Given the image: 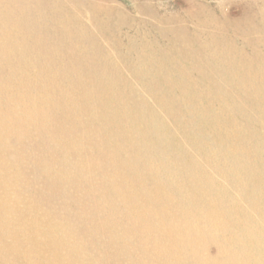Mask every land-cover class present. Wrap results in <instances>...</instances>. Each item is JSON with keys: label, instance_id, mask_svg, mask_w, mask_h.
Masks as SVG:
<instances>
[{"label": "rangeland", "instance_id": "obj_1", "mask_svg": "<svg viewBox=\"0 0 264 264\" xmlns=\"http://www.w3.org/2000/svg\"><path fill=\"white\" fill-rule=\"evenodd\" d=\"M30 2L42 8L30 11L26 22H34L23 31L0 35L18 38L1 41L0 55L13 56L4 67L17 57L35 65H12L19 73L0 72V85L11 95L43 98L48 81L19 91L33 82L16 77L55 68L56 56L72 57L76 69L47 75L69 81L48 105L76 131L63 151L37 135L0 140L16 150L3 160L20 192L37 202L42 230L54 223L58 235L69 233V249L43 255L42 262L264 264V0ZM58 100L63 106L53 107ZM6 111L0 98V112ZM133 198L147 200L141 207L159 215L155 238L125 229L124 200ZM161 227L171 235H161Z\"/></svg>", "mask_w": 264, "mask_h": 264}, {"label": "bare ground", "instance_id": "obj_2", "mask_svg": "<svg viewBox=\"0 0 264 264\" xmlns=\"http://www.w3.org/2000/svg\"><path fill=\"white\" fill-rule=\"evenodd\" d=\"M9 57H13V56H0V65L1 64H5V62H3V60L5 58H9ZM40 57H47V56H40ZM51 57V56H50ZM20 58V59H18ZM22 57H17L15 63H13L12 65H35V63H33L30 58H23V60L21 59ZM53 58V57H52ZM54 62L53 64L55 65L54 67H48L45 66V68H41L38 70H34L33 69V73L34 75L31 76H27V75H22L23 78H18L16 77L17 80L19 81H32L33 84L27 83L28 85H23V86H19L18 89L19 91L22 89H25L27 87H35V85H40L43 81V79L45 81H48L49 84L46 85V90L44 91V95L43 98H25L23 96L20 95H11L9 92V88L5 87L4 85H0V98L2 99V105L6 106L7 111L5 113L0 112V140H2L3 138H5L6 140H13V139H25L26 137L29 138L31 141V138H33V136L37 135L41 136L43 138V143L47 146L51 145L54 146L53 151L56 150V148L60 149L63 151L65 146V138L69 135L73 134V131L76 132L75 130L72 131V121L66 120V121H61L60 117H58L57 115H54L51 113L49 106L52 103V99L55 98L53 97V94L57 91H65V88H68V79L63 77L64 79H48L47 75L53 73H61V72H66V73H74L76 71L75 68L72 67L73 65V58L72 57H65V56H56L53 58ZM48 63L51 65L50 61L48 59H46V63ZM45 64V63H44ZM12 65H7V67L2 66L3 68H0L2 70H0V72H4V73H10V77L11 76H17L15 73L18 72L19 73V69L14 68V66ZM31 66V67H33ZM24 68V67H23ZM24 70V69H23ZM24 72H28V71H24ZM21 74V73H20ZM8 77V76H7ZM12 78V77H11ZM15 78V77H14ZM13 78V79H14ZM4 80V79H3ZM11 79H9L10 81ZM8 81V80H7ZM6 81V83H7ZM13 81V80H12ZM11 81V82H12ZM85 81V80H84ZM88 82V80H87ZM5 83V84H6ZM10 83V82H9ZM13 83V82H12ZM11 83V84H12ZM25 83V82H24ZM85 84V83H84ZM43 85V84H42ZM8 86V84H7ZM10 86V85H9ZM8 86V87H9ZM11 87V86H10ZM41 87V85H40ZM82 87V86H80ZM17 88V87H16ZM29 89V88H28ZM34 88H31V90H33ZM37 89V88H36ZM30 90V91H31ZM91 91V90H90ZM29 92V90H28ZM33 92V91H32ZM24 93V92H23ZM90 93V92H89ZM28 94V93H25ZM30 94V92H29ZM43 94V93H42ZM66 94H69L68 92H65L64 95L68 96ZM92 94V93H91ZM24 95V94H21ZM35 95V94H34ZM60 95V93H59ZM26 96V95H25ZM30 96V95H29ZM32 96V95H31ZM64 96V97H65ZM84 96V95H83ZM28 97V96H26ZM74 97V96H72ZM58 99V97H57ZM72 101V100H71ZM91 102V101H89ZM64 101H56L53 105V107H61L63 106ZM75 104V103H74ZM86 104V103H85ZM84 104V105H85ZM88 104V103H87ZM66 105V104H65ZM90 105V104H89ZM77 106V105H76ZM114 106V105H113ZM81 107V106H80ZM83 107V106H82ZM93 107V106H92ZM78 108V107H77ZM139 108V107H138ZM54 109V108H53ZM88 109V108H87ZM78 110V109H77ZM92 110V109H91ZM90 110V111H91ZM55 111V110H53ZM96 111V109H95ZM101 111V110H100ZM132 111V110H131ZM86 112H89L86 110ZM130 112V111H129ZM83 113V112H82ZM94 113V112H93ZM76 114V113H75ZM105 114H107L105 112ZM8 115V116H7ZM91 115H93L91 113ZM96 115V114H95ZM99 115V114H98ZM104 115V114H103ZM86 116V115H85ZM68 117H70L68 115ZM87 117V116H86ZM84 117V119L82 120H86ZM39 118V121H37ZM75 118V117H74ZM88 118V117H87ZM90 118V117H89ZM95 118V117H94ZM93 118V119H94ZM80 119V118H79ZM91 119V120H93ZM64 120V119H63ZM81 120V121H82ZM90 120V119H89ZM87 121V120H86ZM79 122V121H78ZM92 122V121H91ZM94 122V120H93ZM85 124V121H84ZM92 124V123H91ZM95 124V123H94ZM101 124V123H99ZM86 125V124H85ZM96 126V125H94ZM82 127V126H81ZM85 127V126H84ZM99 127V126H98ZM101 130V129H100ZM87 131V130H86ZM89 131V130H88ZM102 131V130H101ZM83 132V131H82ZM86 133V132H85ZM229 133V132H228ZM234 132H232L233 134ZM237 133V132H236ZM73 136V135H72ZM71 136V137H72ZM76 137V136H75ZM84 137V136H83ZM237 137V136H236ZM242 137V135H241ZM240 137V138H241ZM26 138V139H27ZM80 138V137H79ZM88 138V137H87ZM91 138V137H90ZM89 138V139H90ZM34 139V138H33ZM36 139V138H35ZM34 139V140H35ZM41 139V138H40ZM70 139V137H69ZM75 140V138H73ZM229 139L230 136H229ZM237 139V138H236ZM235 139V140H236ZM38 140V139H37ZM42 140V139H41ZM73 140V141H74ZM80 140V139H79ZM78 140V141H79ZM88 140V139H87ZM242 140V139H240ZM17 141V140H16ZM22 141V140H21ZM28 141V140H25ZM28 141V143H30ZM70 140H68V144ZM20 142V141H19ZM23 142V141H22ZM36 142V141H34ZM31 143L35 144V143ZM75 142V141H74ZM233 142V140H232ZM21 143V142H20ZM27 143V146H29V144ZM42 143V142H41ZM76 143V142H75ZM78 143H81L78 142ZM40 144V143H39ZM67 144V145H68ZM235 144V143H234ZM3 145V144H2ZM0 145V264H7L6 262L10 259V263L9 264H44V262H42V256L46 255L48 253H58L61 252L60 250L63 249H69L68 247V238H66V236H68L67 233L66 236L62 235L59 231L56 229L57 227H55L54 223L51 224L50 226H48V229L50 228L53 231V235H51L49 232H46L44 230H42V228L44 229L43 226V221H42V216L41 214L38 212V207H37V202H35L34 200H32L31 198H29L27 195L22 194L24 193L21 189H19L16 180H15V173L12 172V167L9 166L7 163L4 162L3 157L6 154L9 153H15L14 150L9 149L5 146ZM23 145V144H22ZM43 145V144H42ZM75 145V144H74ZM231 145V144H230ZM26 146V144H25ZM38 146V145H37ZM78 146V144H77ZM42 147V146H41ZM68 147V146H67ZM72 147V145H71ZM84 147V146H83ZM81 147V149L83 148ZM233 147V145L231 146ZM235 147L237 148V146L235 145ZM79 149V147H77ZM230 148V146H229ZM235 148V149H236ZM15 149V148H13ZM23 149V148H22ZM38 149V147H37ZM43 149V148H42ZM66 149V148H65ZM85 149V148H84ZM239 149V148H237ZM41 150V149H40ZM89 150V149H88ZM229 150V149H228ZM234 150V149H233ZM240 150V149H239ZM32 151V148H31ZM38 151V150H37ZM47 151V150H46ZM58 151V150H56ZM74 151V150H73ZM34 152V151H32ZM80 152V151H79ZM93 152V151H92ZM232 152V150H231ZM235 152V151H234ZM232 152V153H234ZM240 152V151H239ZM238 152V153H239ZM31 153V152H30ZM39 153V152H38ZM44 153V152H43ZM53 153V152H50ZM59 153V152H58ZM67 153V152H66ZM241 153V152H240ZM63 154V153H62ZM73 154L75 155L76 159H81V154L77 152ZM230 154V152H229ZM236 154V152H235ZM233 154V155H235ZM64 155V154H63ZM66 155V154H65ZM64 155V156H65ZM91 155V153H90ZM30 156V155H29ZM55 156V154H54ZM63 157V156H62ZM110 157V155H109ZM113 157V155H112ZM28 158V157H27ZM56 157H53V160ZM71 158V157H70ZM85 158V157H84ZM49 159V158H48ZM58 160V157L56 158ZM66 159V158H65ZM113 159V158H112ZM112 159L110 158V160L112 161ZM37 160V159H35ZM50 160V159H49ZM62 160V159H61ZM109 160V161H110ZM60 161V160H59ZM64 161V160H63ZM67 161V160H65ZM71 162V161H70ZM81 162V161H80ZM88 162V160H87ZM98 162V161H97ZM42 163V161H41ZM44 163V162H43ZM46 163V161H45ZM69 163V162H67ZM100 163V162H99ZM40 164V163H39ZM52 163L50 162V165ZM70 164V163H69ZM69 164H67V167L69 168ZM118 164V163H117ZM42 165V164H41ZM49 165V166H50ZM60 165V164H59ZM58 165V166H59ZM83 165V164H82ZM97 165V164H96ZM100 165V164H99ZM98 165V166H99ZM115 165V164H112ZM40 166V165H39ZM48 166V167H49ZM55 166V164L53 165V167ZM62 166H64V163L62 164ZM72 166V165H71ZM78 164L76 165V168ZM86 166V163H85ZM84 166V167H85ZM97 166V167H98ZM119 166V165H118ZM32 168V166H30ZM43 167V166H41ZM46 167V166H45ZM52 167V165H51ZM50 167V168H51ZM73 167V166H72ZM82 167V166H81ZM93 168V166H91ZM121 167V166H120ZM49 168V169H50ZM55 168V167H54ZM60 168V167H59ZM67 168V169H68ZM87 168V167H85ZM100 168V167H98ZM96 168V169H98ZM40 169V168H39ZM46 169V168H45ZM58 169V168H57ZM63 168H61L62 171ZM66 169V168H65ZM75 169V168H74ZM109 169V168H108ZM44 174H46L47 171H45L44 169H40ZM51 170V169H50ZM54 170V169H53ZM52 170V173L55 172ZM64 170V169H63ZM85 171V169H83ZM119 170V169H118ZM91 171V170H89ZM117 171V170H116ZM70 173L71 171H67L65 173ZM82 172V169L81 171ZM96 172V171H95ZM101 172V171H99ZM107 172V171H106ZM68 173V174H69ZM75 173V171H74ZM78 173V172H77ZM85 173V172H84ZM88 173V172H87ZM115 173V170H114ZM113 173V174H114ZM152 173V172H151ZM49 174V173H48ZM47 174V175H48ZM55 174V173H53ZM52 174V176H53ZM58 174V173H56ZM67 174V176H68ZM71 174V173H70ZM102 174V173H101ZM105 174V173H104ZM120 175V171L118 173ZM124 173H122L123 175ZM45 175V176H47ZM62 175V174H61ZM60 175V178H61ZM65 175V174H64ZM75 177H77L76 175L78 174H74ZM99 175V174H98ZM111 175V174H110ZM51 176V177H52ZM56 176V175H55ZM53 176V177H55ZM58 176V175H57ZM56 176V177H57ZM94 176V175H93ZM115 176V174H114ZM85 177V176H84ZM99 177V176H98ZM96 177V179L98 178ZM112 177V176H111ZM119 176H117L118 178ZM124 177V175H123ZM121 179H124V178ZM59 178V179H60ZM67 178V177H66ZM74 178V176L72 177ZM71 178V179H72ZM78 178V177H77ZM75 178V179H77ZM88 178V177H86ZM110 178V177H108ZM113 178V177H112ZM127 178V177H126ZM57 178L54 179V181ZM70 179V178H69ZM74 179V180H75ZM101 179V178H100ZM116 179V176L115 178ZM119 177V181L121 180ZM129 179V178H127ZM53 180V179H52ZM78 180V179H77ZM76 180V181H77ZM95 179H93V181H91V184L94 182ZM99 180V179H98ZM109 180V179H108ZM112 180V179H111ZM53 181V182H54ZM61 181V180H60ZM65 181V180H64ZM81 180H79L80 182ZM85 181V180H84ZM129 181V180H128ZM49 182V180H48ZM63 184V181H61ZM59 182V183H61ZM102 182V181H100ZM99 182V183H100ZM104 182V181H103ZM123 183V181H121ZM132 182V181H130ZM128 182V183H130ZM74 183V181H73ZM89 183V182H88ZM96 183V182H95ZM120 183V182H119ZM121 183V184H122ZM66 184V183H65ZM72 184V183H71ZM86 184V183H85ZM98 184V183H96ZM95 184V185H96ZM132 184V183H130ZM134 184V183H133ZM68 185V183H67ZM82 185V184H81ZM113 185V184H112ZM120 185V184H119ZM118 185V186H119ZM60 186V184H59ZM99 186V185H98ZM127 186V185H126ZM97 187V186H96ZM106 187V186H105ZM132 188V186H130ZM28 188V187H27ZM59 188V187H58ZM112 188V187H111ZM128 188V187H127ZM158 188V187H157ZM84 189V188H83ZM93 189V188H92ZM21 190V192H20ZM86 190V189H85ZM90 191V187L87 188V191ZM106 190V189H105ZM127 190V189H126ZM62 191V190H61ZM72 192V190H70ZM69 191V192H70ZM82 191V190H80ZM85 191V192H87ZM102 191V189H101ZM135 191V190H134ZM66 192V189H65ZM63 193V194H67V193ZM95 192V191H94ZM160 192V191H159ZM59 193V192H58ZM97 193V192H96ZM164 192H162L163 194ZM91 194V193H87ZM158 194V193H157ZM161 194V195H162ZM95 195V194H94ZM97 195V194H96ZM159 195V194H158ZM130 196V195H129ZM102 197V196H101ZM130 198V197H129ZM159 198V196H158ZM125 199V198H124ZM147 200H137L135 198H133L131 201L129 200H124L125 204L127 205V221H126V227L125 229L127 231H130L131 229L135 228L138 230V232L145 237L148 238H152L156 236V231L154 230L153 226H152V222L155 218V216H159L158 214L155 213H151L149 211H145L141 205L142 203L146 202ZM112 203V202H111ZM104 208V205L103 207ZM102 210V209H101ZM89 211V210H88ZM96 211V210H95ZM97 211H99V207L97 209ZM101 212V211H100ZM103 212V210H102ZM109 214V213H108ZM236 214V213H234ZM87 215V213H86ZM107 215V214H106ZM102 216V215H101ZM109 216V215H108ZM91 218V217H90ZM88 218V219H90ZM95 218V217H92ZM104 218V217H103ZM86 219V218H85ZM92 220V219H91ZM100 220V218H99ZM112 220V218H111ZM159 221V219H156ZM162 220V219H161ZM46 221V220H44ZM94 222V220H93ZM121 222V221H120ZM92 223V222H91ZM47 225V223H44ZM56 224V222H55ZM98 224V223H96ZM103 224V223H102ZM92 225V224H91ZM105 225V224H104ZM109 225H113V224H109ZM57 226V225H56ZM62 225H59V227ZM104 227V226H103ZM61 228V227H60ZM95 228V226H94ZM97 229V228H96ZM112 229V228H111ZM116 229V228H115ZM160 229H163V227L158 228V232L163 235V236H167V235H171L170 233H168L165 229L161 231H159ZM63 230V229H62ZM208 230V229H206ZM210 230V229H209ZM61 231V230H60ZM133 231V230H132ZM65 232V230H64ZM63 232V233H64ZM137 232V233H138ZM210 232V231H209ZM114 234V233H113ZM118 234V233H116ZM62 235V236H61ZM108 239L110 241H113L112 238V230L109 232V234L107 235ZM118 237V236H117ZM125 237V236H124ZM69 238H73V237H69ZM116 238V237H115ZM75 240V239H73ZM72 240V241H73ZM116 241V240H115ZM173 241V239H172ZM176 241L173 242V244ZM70 243V242H68ZM73 244V242H71ZM115 243V242H114ZM113 243V244H114ZM127 243V242H126ZM133 243V242H132ZM116 244V243H115ZM118 244V243H117ZM128 244V243H127ZM145 244V243H144ZM71 245V244H70ZM116 246V245H115ZM72 247V245H71ZM74 248V247H73ZM72 248V249H73ZM129 248V247H128ZM133 248V247H132ZM163 249V248H162ZM74 250H71V252H73ZM76 251V250H75ZM118 251V250H117ZM165 250H163L164 252ZM168 251V250H167ZM64 252V251H63ZM67 252V251H66ZM162 253V251H161ZM165 253V252H164ZM68 254L69 251H68ZM54 255V254H52ZM62 255V254H61ZM73 255V253H72ZM79 255V254H78ZM49 258H52L50 257ZM58 256V255H57ZM55 256V257H57ZM64 256V255H62ZM61 256V257H62ZM150 256V255H149ZM46 257V256H45ZM66 257V256H65ZM64 257V258H65ZM80 257V256H79ZM145 257V256H143ZM147 257V256H146ZM154 257V256H153ZM54 258V257H53ZM72 258V257H71ZM148 258V257H147ZM156 258L160 259L161 257L159 256V254H156ZM55 259V258H54ZM57 260L55 261H51L49 263L46 264H66V262H61L58 260V258H56ZM63 259V258H62ZM78 259V257H77ZM143 259V258H142ZM150 259V258H148ZM45 260V259H44ZM73 260L75 261V259L73 258ZM80 260V258H79ZM85 260V259H82ZM46 261V260H45ZM65 261V260H64ZM81 261V260H80ZM79 261V262H80ZM88 261V260H87ZM86 261V262H87ZM48 262V261H47ZM76 263V262H75ZM84 263V261H83ZM91 263V262H90ZM88 264V263H87ZM159 264V263H158Z\"/></svg>", "mask_w": 264, "mask_h": 264}, {"label": "crops", "instance_id": "obj_3", "mask_svg": "<svg viewBox=\"0 0 264 264\" xmlns=\"http://www.w3.org/2000/svg\"><path fill=\"white\" fill-rule=\"evenodd\" d=\"M30 1L31 0H0V35H5L10 32L15 33L18 31H23V28L25 27L24 25L26 23L34 22L33 20L26 22V19H28L29 13L33 8H42V5L39 3L35 7ZM13 26H18V28L14 29ZM14 39L16 40L18 38L0 36V49L3 47L1 41Z\"/></svg>", "mask_w": 264, "mask_h": 264}]
</instances>
